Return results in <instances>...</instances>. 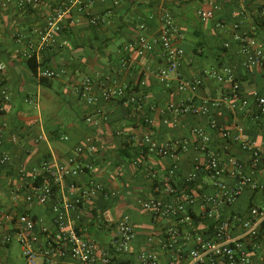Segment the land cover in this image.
<instances>
[{"label": "built area", "instance_id": "built-area-1", "mask_svg": "<svg viewBox=\"0 0 264 264\" xmlns=\"http://www.w3.org/2000/svg\"><path fill=\"white\" fill-rule=\"evenodd\" d=\"M8 2L0 0V8ZM40 2L18 0V7L26 10ZM87 8L85 2L83 9ZM199 14L204 20L213 17L210 10H200ZM256 16L264 24V1ZM65 19L63 10L49 16L40 33V45L56 43L67 25ZM101 19V15L90 18L93 24ZM161 20L158 34L141 35L129 46L145 51L160 47L167 64L159 76L167 78L178 74L184 50L176 46V24L165 5L161 6ZM235 39L248 67L264 63V48L253 36L238 34ZM34 46L30 43L29 56ZM119 65L126 68L127 59L122 57ZM39 72L56 77L64 70L40 68ZM202 73L230 84L231 90L212 101L197 102L190 95L162 107L160 111L170 114L175 125L186 115L208 118L207 125H191L187 136L162 142L157 139L144 97L135 87L117 83L101 86L93 75L76 82L79 99L89 105L114 101L128 106V120L138 123V129L127 132L126 143L135 146L140 155L151 153L170 160L164 169L147 166L152 194L138 199L152 228L141 236L142 230L129 213L118 210L111 216L100 206L99 198L113 203L120 192L93 175L94 163L104 152L98 136L88 132L64 161L44 158L29 166L20 163L15 169L17 178L6 185L0 180V224L4 225L0 229V264H5L14 243H18L26 264H116L128 259L130 264H264V89L244 95L231 66L204 69ZM203 76L180 80L178 87L199 86ZM9 99L8 90L3 89L0 114ZM221 104L232 114L229 126L210 116L211 109ZM241 119L255 123L259 140L246 136ZM86 121L96 122L92 115ZM213 131L219 135V144ZM234 144L240 153L232 149ZM187 150L193 151L192 169L181 176L178 160ZM10 162L11 156L3 153L0 172L7 171ZM86 174L87 179L81 177ZM4 192L10 204L3 199ZM19 199L29 207H41L42 214L19 211L15 208Z\"/></svg>", "mask_w": 264, "mask_h": 264}, {"label": "crops", "instance_id": "crops-1", "mask_svg": "<svg viewBox=\"0 0 264 264\" xmlns=\"http://www.w3.org/2000/svg\"><path fill=\"white\" fill-rule=\"evenodd\" d=\"M80 1L41 0L21 10L18 0H9L5 8H0V65L3 66L0 93L7 89L10 95L0 114V156L3 153L11 156L7 171L0 172V180L6 185L17 178L15 169L20 163L29 166L44 158L64 161L86 133L96 134L104 155L94 163L93 175L120 192L113 203L103 198L98 203L111 216L118 210L129 213L142 230L141 236H145L152 228L151 221L141 210L138 199L152 194L147 166L164 169L170 160L151 153L140 155L135 146L126 143L127 132L138 129V123L128 120L127 105L114 101L89 105L79 99L75 83L85 75H93L101 86L130 84L143 95L160 142L177 135L187 136L191 125H207L208 118L186 115L175 125L172 116L160 109L190 95L197 102L227 95L231 85L203 76L204 69L231 66L246 96L264 89V63L248 67L241 45L235 39L238 34H248L264 48V24L256 16L264 0H82L88 3L90 14L79 11ZM164 5L176 24V46L184 50L178 74L167 78L159 76L160 69L167 64L160 47L145 51L129 46L141 35L153 36L161 31ZM60 10L65 11L67 25L58 42L40 45V33L49 16ZM200 10L213 11V17L202 19ZM94 14L102 17L97 25L90 20ZM30 43L36 46L40 64L63 69L64 73L43 80L39 70L32 71L27 62ZM122 57L128 61L126 68L119 65ZM199 76H203L201 85L179 89L180 80ZM89 115L96 122H87ZM210 116L225 126L232 121V114L224 104L213 107ZM241 122L247 137L261 138L255 123L249 119ZM119 130L124 133L118 134ZM211 133L219 144V135ZM232 149L241 152L238 144ZM192 159L191 150L179 157L181 176L190 173ZM3 197L10 204L6 192ZM245 198L246 195L242 197ZM112 205L116 206L114 210H110ZM15 208L36 215L43 212L41 207H29L21 199Z\"/></svg>", "mask_w": 264, "mask_h": 264}, {"label": "trees", "instance_id": "trees-1", "mask_svg": "<svg viewBox=\"0 0 264 264\" xmlns=\"http://www.w3.org/2000/svg\"><path fill=\"white\" fill-rule=\"evenodd\" d=\"M83 4H85L84 1H83V3H82V6H80L81 8H79V11L82 12V14H86V13H88V12H87L88 8L84 10V9H83ZM30 7H33V6H29L28 8H30ZM28 8H27V9H28ZM27 9H26V10H27ZM89 14H90V13H89ZM94 15H100V14H94ZM91 16H93V15H91ZM91 16H90V18H91ZM257 20H259V19L257 18ZM98 23H99V22H97V23L94 24V25H97ZM92 24H93V23H92ZM45 26H46V25H45ZM65 28H66V27H65ZM65 28H62V29L60 30L59 34H58L57 37H56V42H58L59 35H60L61 33H63V31H64ZM44 30H45V27H44ZM49 44H50V45H53V44H56V43L52 42V43H49ZM34 47H35V49L32 51V55L29 56V57H27V62H28L29 67L31 68V70L34 71V72L36 73V72H38V70H39L40 68H42V69L50 68V67H48V66H44L43 63L40 64V63L38 62V59H37V53H38V51L36 50V46H34ZM119 64H120V62H119ZM50 69H52V68H50ZM55 70H56V69H55ZM61 70H63V69H61ZM42 78H43V80H44L45 78H49V77L43 76ZM244 200H245V199H244ZM130 263H131V260L128 259V260H120V261H117L116 264H130Z\"/></svg>", "mask_w": 264, "mask_h": 264}, {"label": "rangeland", "instance_id": "rangeland-1", "mask_svg": "<svg viewBox=\"0 0 264 264\" xmlns=\"http://www.w3.org/2000/svg\"><path fill=\"white\" fill-rule=\"evenodd\" d=\"M115 208H116V206L112 205L110 207V210H114ZM7 258H8L7 259V263L8 264H26V262L24 261V259L20 255L18 243H14L12 245V251H11L10 255Z\"/></svg>", "mask_w": 264, "mask_h": 264}]
</instances>
